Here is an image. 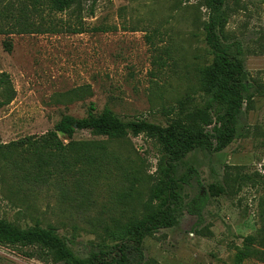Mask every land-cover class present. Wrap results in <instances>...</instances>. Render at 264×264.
<instances>
[{
    "label": "rangeland",
    "instance_id": "obj_1",
    "mask_svg": "<svg viewBox=\"0 0 264 264\" xmlns=\"http://www.w3.org/2000/svg\"><path fill=\"white\" fill-rule=\"evenodd\" d=\"M13 1L16 21L25 7ZM32 9L24 12L29 32L0 35V220L23 230L54 228L80 258L109 254L128 225L155 210L152 190L167 149L146 135L80 131L64 156L40 155L54 166L39 170L25 145L64 116L86 118L91 106L96 115L109 109L124 121L164 128L206 110L211 12L204 0H81L63 13ZM221 17V44L234 56L240 45L248 80L264 84V0H229ZM6 23L0 18L10 31ZM248 103L226 150L197 149L177 164V178L191 175L182 183L184 205L176 227L145 239L146 264H238L248 238L264 240V94ZM81 153L90 161L75 164ZM65 158L75 169L61 168ZM250 251L243 264H264V243ZM0 264L57 263L37 247L0 246Z\"/></svg>",
    "mask_w": 264,
    "mask_h": 264
},
{
    "label": "trees",
    "instance_id": "obj_2",
    "mask_svg": "<svg viewBox=\"0 0 264 264\" xmlns=\"http://www.w3.org/2000/svg\"><path fill=\"white\" fill-rule=\"evenodd\" d=\"M80 1L21 0L20 4L25 8L21 9L20 19L13 21L11 14L12 9L15 8L14 1L0 0V18L7 21L6 26L11 29L7 31L4 25H1L0 35L10 36L14 34L12 33L14 31H18L20 34L29 32L28 28L32 25L27 19L25 20L26 14L24 13L29 6L33 8L32 12L34 13H40L44 8L52 13H63ZM228 1L204 0L205 6L210 10L212 16L211 21L206 25V32L208 45L214 55L213 64L203 72L204 90L210 95L206 110H195L196 113L189 117V122H174L164 128L145 120L124 121L109 109L96 115L91 106L86 118L75 119L72 116H64L54 129L40 141H31L25 145L33 148L36 153L34 155L38 156L34 166H37L39 170H44V167H49L52 164L49 159L40 155L51 157L53 152H58L64 156L68 149L76 146L72 140L80 131H89L111 139H122L129 135L134 137L146 135L148 138L158 141L167 149L169 162L165 167L163 178L152 190V198L156 202L153 213L128 225L120 237V243L109 254L100 253L89 258H80L72 252L54 228L36 227L23 230L3 220H0V246L37 247L45 256L51 258L53 263L57 264H146L142 250L145 239L153 237L161 230L176 227L177 215L184 205L182 183H188V178L191 175L177 178V164L184 161L197 149H206L209 153H220L226 150L236 140V124L243 113L245 103L253 102L255 96L264 94V84L248 80L244 63L240 59L242 56L241 46L238 45L237 55L234 56L230 54V49L224 47L220 42L217 29L222 24L221 16ZM4 48L10 53L13 45L7 41ZM11 100L12 98L7 101V104ZM213 125L212 132L207 131V128ZM60 136L71 142L65 144ZM9 148L18 149L21 146L20 144H11ZM89 161V155L84 153L76 155L75 164ZM59 165L65 172H70L76 167L67 163L66 158ZM190 172L197 174L194 169H190ZM201 204L203 206V202ZM189 210L199 218L201 217L199 207L193 205ZM261 238L250 237L246 240L247 252L240 253L238 264H243L252 256L253 253L250 249L255 243H264ZM128 254L133 256L130 258Z\"/></svg>",
    "mask_w": 264,
    "mask_h": 264
},
{
    "label": "crops",
    "instance_id": "obj_3",
    "mask_svg": "<svg viewBox=\"0 0 264 264\" xmlns=\"http://www.w3.org/2000/svg\"><path fill=\"white\" fill-rule=\"evenodd\" d=\"M250 82H256V81L254 80V81H250Z\"/></svg>",
    "mask_w": 264,
    "mask_h": 264
}]
</instances>
